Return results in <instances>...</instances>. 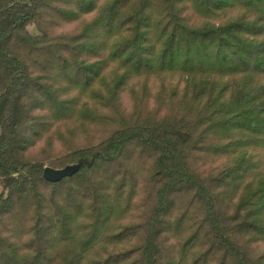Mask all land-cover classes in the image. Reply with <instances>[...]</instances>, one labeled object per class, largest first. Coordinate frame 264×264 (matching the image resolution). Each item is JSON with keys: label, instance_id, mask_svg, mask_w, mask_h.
Segmentation results:
<instances>
[{"label": "trees", "instance_id": "1", "mask_svg": "<svg viewBox=\"0 0 264 264\" xmlns=\"http://www.w3.org/2000/svg\"><path fill=\"white\" fill-rule=\"evenodd\" d=\"M0 187V264H264V0H0Z\"/></svg>", "mask_w": 264, "mask_h": 264}, {"label": "water", "instance_id": "2", "mask_svg": "<svg viewBox=\"0 0 264 264\" xmlns=\"http://www.w3.org/2000/svg\"><path fill=\"white\" fill-rule=\"evenodd\" d=\"M82 167V163L70 165L63 169H54L46 167L44 171V178L49 182H58L65 177H71L76 174Z\"/></svg>", "mask_w": 264, "mask_h": 264}, {"label": "rangeland", "instance_id": "3", "mask_svg": "<svg viewBox=\"0 0 264 264\" xmlns=\"http://www.w3.org/2000/svg\"><path fill=\"white\" fill-rule=\"evenodd\" d=\"M153 101H150V105L152 106L153 105ZM141 110H143V107L144 106H139ZM70 141L72 143H76V144H81V141H84V138H77V139H70ZM60 152V151H59ZM0 191H1V187H0Z\"/></svg>", "mask_w": 264, "mask_h": 264}]
</instances>
